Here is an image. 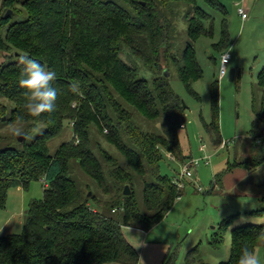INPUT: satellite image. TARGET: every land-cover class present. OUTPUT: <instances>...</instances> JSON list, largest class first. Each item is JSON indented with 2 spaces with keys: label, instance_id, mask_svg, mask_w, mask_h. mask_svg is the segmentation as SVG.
Masks as SVG:
<instances>
[{
  "label": "trees",
  "instance_id": "1",
  "mask_svg": "<svg viewBox=\"0 0 264 264\" xmlns=\"http://www.w3.org/2000/svg\"><path fill=\"white\" fill-rule=\"evenodd\" d=\"M204 3L223 17L214 48H226L230 42L226 8L218 0ZM181 4L190 8L189 43L177 58L171 53L174 27L169 14ZM23 14V20L12 22ZM210 20L197 0H0V51L8 60L0 64V99L14 105L1 121L22 125L23 138L43 127L31 143L23 139L21 149L0 151V210L10 189L26 191L33 181L47 182L42 199L29 201L21 233L0 237V264L140 263L139 252L125 238L123 228L147 232L163 220L183 192L161 174L163 153L181 163L187 159L178 137V130L184 128L185 107L161 63L172 65L186 91L197 96L192 84L203 73L192 44L201 36H212V25L204 26ZM123 48L153 71L151 80L140 78L122 60ZM21 55L57 73L53 112L33 116L25 108L27 90L19 85ZM257 85L264 88V68ZM210 96L211 120L203 127L218 148L222 138L217 81L211 84ZM7 110L0 103V115ZM137 114L161 123V130H144L135 121ZM66 122L73 139L51 156L48 143ZM249 135L254 141L264 140V101ZM262 149L255 144L247 161L227 162L214 176L216 183L234 169L248 174L260 167ZM71 161L78 162L98 191L87 194L77 188L69 177ZM125 186L129 196L123 195ZM137 186L142 202L136 197ZM257 188L263 195L264 182ZM250 215L264 217V209ZM232 219L222 221L220 228L225 230ZM221 242V237L215 238L216 245ZM260 243L264 250V224L232 228L229 259L221 264H238L242 249L255 250ZM172 260L173 255L167 254L163 264Z\"/></svg>",
  "mask_w": 264,
  "mask_h": 264
},
{
  "label": "rangeland",
  "instance_id": "2",
  "mask_svg": "<svg viewBox=\"0 0 264 264\" xmlns=\"http://www.w3.org/2000/svg\"><path fill=\"white\" fill-rule=\"evenodd\" d=\"M197 1L198 6L211 17L204 26L209 28L210 24L212 25L211 37L201 36L192 44L203 73L201 79L192 84V90L197 96L186 91L172 65L161 63L171 89L185 107L184 128L178 130L180 145L187 157L185 162L190 159L200 160L196 169L192 170V177L182 181V196L175 201L163 220L146 232L148 241L164 246L167 254L173 255L172 264L227 262L231 248V229L264 224V217L250 215L253 211L264 209V194L257 188V185L264 182V164L239 180L237 178L243 172L240 168L225 175L219 184L214 177L226 167L227 162L247 161L250 149L255 145L249 133L252 123L256 120V112L264 101V88L257 85L258 73L264 68V0H218L227 11L225 18L230 37L229 45L222 49L214 48L220 40L222 15L208 8L204 0ZM239 10L246 14V18H242ZM189 11L188 5L181 4L169 14L174 27L171 35V53L177 58H180L189 43ZM24 16L17 15L13 17L12 22L21 21ZM224 54H228L230 59L227 74L220 77V60ZM4 55L5 53L0 51V64L8 63ZM121 58L139 72L140 78L151 80L154 77L153 71L133 58L125 48ZM232 69L236 71V77L230 81L229 72ZM215 81L218 83V121L222 138V144L218 148L212 145L203 127V123L211 120L210 87ZM0 103L8 109L6 115H0V151L6 148L21 149L24 141L19 138L23 136L17 135L16 132L17 129L23 132L24 127L1 121L8 117L14 105L3 99H0ZM135 121L144 130L160 131L162 128L161 123L146 121L138 114ZM36 129H40L39 134L43 132L42 126ZM39 134L34 131L23 139L29 144ZM71 139L73 131L71 125L66 122L62 132L49 141V154L53 156L63 143ZM201 146L205 147L203 152L199 150ZM109 149L117 154L112 147ZM262 152L264 155V150ZM203 156H210L208 165L201 160ZM182 165L183 163L176 159L170 160L167 154L163 153L160 172L170 177L173 182L178 178ZM69 177L82 192L89 194L98 191L97 184L82 171L77 161H71ZM45 184V179H40L31 182L26 191L20 187L8 191L5 208L0 210V237L21 233L28 203L31 199H42ZM136 197L142 202L140 186L136 188ZM228 218H233L232 224L225 230L220 228L221 222ZM129 230L123 228V233L129 243L134 245L135 236ZM220 237L222 242L216 245L215 238ZM262 243L254 251L264 258Z\"/></svg>",
  "mask_w": 264,
  "mask_h": 264
},
{
  "label": "clouds",
  "instance_id": "3",
  "mask_svg": "<svg viewBox=\"0 0 264 264\" xmlns=\"http://www.w3.org/2000/svg\"><path fill=\"white\" fill-rule=\"evenodd\" d=\"M18 64L23 73L19 85L27 90L24 105L27 111L33 116L53 112L58 98V89L54 86L57 73L28 55L19 56ZM223 65L222 69L227 70ZM39 131L40 129H36L35 133L39 134ZM16 134L23 135V132L17 129ZM238 264H264V258L254 250L244 248L239 256Z\"/></svg>",
  "mask_w": 264,
  "mask_h": 264
},
{
  "label": "crops",
  "instance_id": "4",
  "mask_svg": "<svg viewBox=\"0 0 264 264\" xmlns=\"http://www.w3.org/2000/svg\"><path fill=\"white\" fill-rule=\"evenodd\" d=\"M240 175L241 176H239L237 180L247 176V172L243 170V172ZM127 229H130L129 231H131L132 234L135 236L134 239L136 240V244L134 245L132 244V245L139 252V256H140L139 264L141 263L163 264L164 258L167 255V251L164 248V246H161L158 243H154L152 241H148L147 233L142 230H137L133 228H127ZM130 240H132L131 234H130Z\"/></svg>",
  "mask_w": 264,
  "mask_h": 264
},
{
  "label": "built area",
  "instance_id": "5",
  "mask_svg": "<svg viewBox=\"0 0 264 264\" xmlns=\"http://www.w3.org/2000/svg\"><path fill=\"white\" fill-rule=\"evenodd\" d=\"M239 13L241 14L242 18H246V14L242 10H239ZM225 57H226V60H225ZM229 59H230V56L228 54L222 55L221 60H220V68H219V76L220 77H223L227 74V70H223L222 65L224 64L223 67L227 68V64L229 62ZM263 141L264 140L257 139V140H255V144L256 145H262L263 149H264V142ZM199 150L201 152H203L205 150V147L201 146ZM167 156L170 160H175L174 156H172V155H167ZM201 160L203 161V163L205 165H208L210 162V156H203ZM199 163H200L199 159H190L188 162L183 163L182 170H181L180 174H178V176H177L178 178L173 181L174 185L178 189H182V181L185 178H191L192 177V170L196 169V167L199 165Z\"/></svg>",
  "mask_w": 264,
  "mask_h": 264
},
{
  "label": "water",
  "instance_id": "6",
  "mask_svg": "<svg viewBox=\"0 0 264 264\" xmlns=\"http://www.w3.org/2000/svg\"><path fill=\"white\" fill-rule=\"evenodd\" d=\"M9 14H10V11L6 14V17H7ZM234 76H235V70L232 69V70H230V72H229V79H230V81H233V80H234ZM19 140H20V141H23V138L20 137ZM123 195H124V196H129V195H130V190H129L128 186H125V187H124Z\"/></svg>",
  "mask_w": 264,
  "mask_h": 264
}]
</instances>
